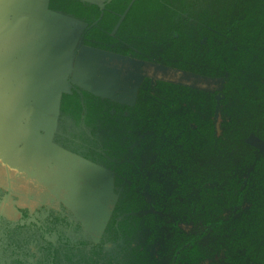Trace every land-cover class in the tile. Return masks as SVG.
<instances>
[{
	"label": "flooded vegetation",
	"instance_id": "obj_1",
	"mask_svg": "<svg viewBox=\"0 0 264 264\" xmlns=\"http://www.w3.org/2000/svg\"><path fill=\"white\" fill-rule=\"evenodd\" d=\"M97 1L82 2L96 5L101 13L92 25L82 22V39L100 21L110 0ZM136 1L131 0L125 12L117 14L114 34ZM147 1L136 4V16L123 27L145 26L150 28L146 34L128 36L121 28L114 37V48L119 52L104 51L123 59L121 65L110 69L115 74L121 72L117 75L120 83H115L118 94L109 97L72 84L69 88V95L74 91L83 99L78 115L73 95L68 108L73 115L66 118L68 125L83 129L94 139L85 119H123L116 123L114 134L121 135L126 129L124 134L132 139L123 151L102 141L85 157L62 149L83 159L88 174L91 167H97L99 174L111 176L108 185H94L96 193L104 189L110 192L111 206L102 233L96 241L87 231L89 223H81L77 217L81 211L76 202L93 195L83 196L79 188L85 176L82 170L66 169L71 174L80 172L72 185L66 182L71 187L64 192L75 191L76 198L69 195L64 202L63 197L56 200L51 195L47 204L37 203V188L46 185L40 174L43 169L46 173L56 170L55 161H43L37 149L32 152L26 143L19 142L10 151L6 141H0V264H264V231H260V225H264V195L256 188L264 184V141L250 132L248 118H240L246 124L240 123L236 114L238 108H261L264 104V36L259 30L264 24V0H253L259 1L255 5L250 1L258 10L255 14L237 5L228 14L227 9H219L220 0H213L215 10L207 18L201 13L202 6L190 14L180 0H158L156 5L150 1L145 4ZM5 6L21 9L19 5ZM19 13L6 16V60L26 56L25 20L20 21ZM154 27L167 34L154 35ZM224 51L237 61L229 65V70H220L216 62ZM125 63L140 72L134 77L136 81H123L129 75ZM22 68L12 72L4 68L5 78L17 89L18 74L26 75ZM98 79L105 83L102 77ZM92 106L98 110L94 115ZM201 109L206 113L198 118L195 115ZM3 118V122L17 120ZM72 119L81 121L77 126ZM31 132H24L23 137L37 135ZM107 135L97 134L100 138ZM65 136L70 138L68 132ZM234 137L243 139L256 157H262L259 180L245 149L241 159H234ZM208 155L224 158L211 164L206 160ZM26 156L28 160L20 164ZM54 183L50 187L54 188ZM129 194L133 200L127 198ZM102 195L101 200L106 201ZM125 201L133 203L132 207ZM87 212L89 217V209L81 213ZM241 225L243 234L239 232Z\"/></svg>",
	"mask_w": 264,
	"mask_h": 264
},
{
	"label": "water",
	"instance_id": "obj_2",
	"mask_svg": "<svg viewBox=\"0 0 264 264\" xmlns=\"http://www.w3.org/2000/svg\"><path fill=\"white\" fill-rule=\"evenodd\" d=\"M79 1H88L89 3H94V0ZM48 4L49 0H0V117H2V119H4L3 117L17 119L15 121L5 120L4 122L2 121L0 123L2 128L5 129L4 131V129L0 128V141H6V147L10 151L17 147V145L12 147V141L14 138L20 139L24 143L26 138L29 139L27 135L23 137L24 132L29 130L32 131V129L28 128V124H30L29 119H37L40 117L43 114L42 110L48 108L49 100H51L52 92L48 88V84L49 81L52 80L50 74L47 75V70L43 69L42 63H45L46 66H49L50 63V67L58 65L57 67L59 71V69L64 65L62 64L61 60H58L57 57H60L62 53H67V59L70 60V64H67L68 74L66 75V85H64V88L66 87V89H64L65 92L62 90V93L69 94V88L71 84L84 89L80 83L78 84L73 80V75L76 73L74 69L76 68L79 70L84 66L79 64V62L82 63L83 60L77 62L78 59L76 55H78L77 52L79 49L81 48L86 51L92 50L94 52L100 51L98 49H92L83 45L82 37L84 34L85 25L81 21L49 10ZM5 5L8 7L9 5H19L21 9L14 11L16 8L9 7L7 9ZM100 8H103L102 4L100 5ZM18 12H20V21L23 23V20H25L24 24L27 44V50L25 53L26 56L25 58H21V60H6L4 56L7 53V48L9 45L8 38L6 37V16L9 13ZM68 27H72L74 32L69 34L67 32ZM65 32L71 36V41H63V37H67ZM73 43L76 44V48ZM61 48L63 51H60ZM89 56L94 57V59L96 58V55L93 54H89ZM35 59L37 60V64ZM89 59L90 58L87 60ZM75 60L77 63H75ZM87 60H85L84 64L87 63ZM42 61H49V63ZM64 63L67 62L64 61ZM22 66L24 67V70L22 68V73H26V75L23 76L22 74V77L20 73L18 74L16 80L17 84L20 86L18 87V90L17 87L12 85V81H9L5 78L4 68H11L10 72H12L17 71L18 68L21 70ZM43 76H45L46 80H42ZM61 94H59L58 98L57 119L55 120V124L53 125V129L48 138L49 144L51 146H55L57 149L61 148L55 145L52 139L59 117V102L62 96ZM19 119H27L28 122L22 121L25 123L22 124ZM32 132L35 133V131ZM15 133H18L20 137H16L14 135ZM11 136H14L13 139H11ZM31 140H33L34 145L36 140ZM38 140H42V138ZM62 152L72 156L64 150H62ZM89 170L92 172L93 169Z\"/></svg>",
	"mask_w": 264,
	"mask_h": 264
},
{
	"label": "trees",
	"instance_id": "obj_3",
	"mask_svg": "<svg viewBox=\"0 0 264 264\" xmlns=\"http://www.w3.org/2000/svg\"><path fill=\"white\" fill-rule=\"evenodd\" d=\"M104 1L107 2L109 0H104ZM149 1L151 5L159 4L158 0H148L145 4H147ZM250 1H252L254 5L255 3L259 2V1H253V0H220L218 1V3L220 4L219 9L220 10L223 8L227 9L228 11H225V12H228V14H230L233 11L232 9L233 5H237V7H242L245 9L246 12L255 14L256 12H258V10L251 4ZM130 2L131 0H110L105 6V10L102 13L103 15L100 21L97 23L96 26L91 27L89 30V33L85 35L84 39H82L83 45L87 47L89 46V47H92L98 50L117 53L119 51L114 48V37L118 36L117 34L119 33L121 28L122 30H126V34L128 36L134 35L137 32L140 35H145L146 29H150V28H147L145 26L144 27L138 26V28L135 29L134 27L132 28L130 25H128L127 28H123L127 26L126 22L130 17L136 16V13H135L136 10L134 9V7L136 6V4H139L141 0H138L133 3L128 13H125L124 15V19H126L125 22H123L121 26H119L117 33L114 34L113 32L115 31V27L117 26L119 22V16L117 14L122 15L125 12ZM180 2L184 3L185 12L190 13V14H193L194 10L197 11L196 8H198L199 6H202L201 13L205 15L206 18H207V15H210V13H212V9H214V6H212L214 4L213 0H183V1L180 0ZM157 6H161V5H157ZM48 8L51 11L61 13L63 15L79 20L81 22H86L89 25H92V23L95 20L99 19L101 15L96 5L85 4V3L79 2L78 0H49ZM216 11H218V8H216ZM151 12H153L154 14L158 13L155 10L153 11L151 10ZM243 13L244 12H242V14ZM234 18L236 21L239 20L238 15H235ZM152 19L154 18L152 17ZM234 26H237V25L235 24ZM253 27H256V26L254 25ZM253 27H249V29L252 30ZM154 29H155L153 33L154 35L156 34L166 35L167 34V32H162V30L159 28L154 27ZM259 30H261L262 36H264V24L261 25V28H259ZM152 32L153 30L150 31L147 35H151ZM86 40H89V41H86ZM220 56L221 57L219 58V60L218 58L216 60V62L218 63V68L220 70L221 69L229 70L230 69L229 65H235L237 62L236 60H231V57H228V54L226 51L222 52ZM241 60L242 59L239 58L238 62H241ZM73 95L75 96V103H76V106H74V110H76V113L78 115L82 113V110H81L82 106L80 105V103L83 98H81L74 91L72 92V96L69 94H62L61 99H60L61 100L60 105H59V117L57 121L56 130L53 134V139H52L55 145H57L61 149L77 153V155L81 157H85L87 156L88 153L94 152L93 150L98 148L97 144L102 143V141L108 142L110 146L113 145V147L118 145L122 151H123V148H127V147L129 148L130 144L132 143V139H130L129 136L124 134L126 129H123V133L121 135L120 134L117 135V133L114 134V129H117L116 123L121 122V120L123 119H85L84 124L90 128L89 134L94 136V139H91L87 135L88 133H86L83 129L76 128L72 125H68L67 124L68 119L66 118L67 117L70 118L71 115H73V113L68 112V108L71 105V101L73 100ZM245 109L243 108L236 109L237 111L236 114L239 117L238 120L240 121V123L246 124V121L240 118L242 117L248 118L246 120H248L249 125L251 127L250 132H254L257 137H259L260 139L264 141V104L262 105L261 108L251 107V108H248V109L245 108ZM90 112L93 113L94 115L98 112V110L94 106H92L90 109ZM72 121L78 126L79 121H81V119H72ZM70 131L72 132V135L71 133H69ZM67 132L70 138L65 136L67 135ZM101 132L102 133L106 132L108 135L105 137L102 136L100 138L97 136V134ZM232 142L235 143L233 147L234 148V159L235 160L237 158L241 159L242 150L245 149L249 156V164L253 166L254 175L256 179L259 180L260 178H259L258 166L261 165V163L263 162L262 157L261 156L256 157V155L254 154V150L251 148V146H248L244 142V140L241 139L240 137H234ZM206 158H207L206 160L208 163L214 164V163L222 162L224 157L222 155H218L213 158L208 155ZM89 160L97 163V161L94 159L89 158ZM238 161H236L235 163L238 164ZM235 186H236V189H238V186L237 185ZM259 186L262 188L260 191H259ZM256 188H257V193L259 192V194L264 195V184L262 183L257 184ZM132 197H133L132 194H129L127 196L128 199L133 200ZM135 199H136V196H135ZM126 203L130 207H132L133 205V203L131 204L130 202H126ZM122 204H123V201H122ZM260 218L261 217L259 216L258 219ZM260 227H261L260 231H264V225H260ZM239 228H240L239 229L240 233L244 232L243 231L244 227L242 225ZM239 240H241L240 237H239Z\"/></svg>",
	"mask_w": 264,
	"mask_h": 264
},
{
	"label": "rangeland",
	"instance_id": "obj_4",
	"mask_svg": "<svg viewBox=\"0 0 264 264\" xmlns=\"http://www.w3.org/2000/svg\"><path fill=\"white\" fill-rule=\"evenodd\" d=\"M94 3H97V0H94ZM67 32L70 34L71 32H74V30L72 27H68ZM65 34L67 37H63L64 39L63 41L65 40L67 42L71 41L72 39L71 36L68 35L66 32ZM73 44L75 45V48H76L77 47L76 44L75 43ZM60 51H63V49L61 48ZM77 54H78L76 55L78 59L77 62H79L80 60H83V62L82 63L79 62V64L84 65V66L83 68L79 70H77L76 68L74 69L76 72L73 75L74 82L76 81V83L78 84L80 83L81 86H83L84 88H89L90 90H93V92L94 90H98L100 94H104L109 97L113 95H117L118 91L116 90L115 83L116 82L120 83L118 77L120 76L121 72L115 74L114 71H111L110 69L112 68L115 69V67H118L119 65H121V62L123 63V59L115 55L106 53L104 51H98V52H94L92 50L86 51L81 48L79 49ZM89 54L96 55V58L94 59V57L89 56ZM67 57H68L67 53H62L60 57H57L58 60L59 61L61 60L62 64L64 65L62 66L63 68L61 67L59 69V71L57 67L58 65H55L54 67H50L49 61H42V62L49 63V66L48 65L46 66L45 63H42V66L44 70H47V75L50 74L51 76L52 81H49V84H48V88L52 92L51 100H49L48 108L42 110L43 114L40 117H38L37 119H30V124H28L29 126L28 125L27 126L28 128L32 129V131L37 132V135H35L34 137H31L30 139L26 138L25 143L28 149H30L31 147L33 148L32 152H36L35 149H37V156L38 155L42 156V159L44 157L43 161L49 160L51 162L52 160L51 163L55 161L54 163L56 164V170L49 171V173L48 172L46 173L43 169L42 176L39 173L40 177H42V180L48 186L44 185L40 188H37V201H38L37 203L47 204L48 199L51 198L50 197L51 195H53L55 197L54 199L56 200H60V198L63 197L64 202L68 201L67 197H70L69 195H74L73 198H70V199L76 198V195H78V193L75 194V191H73V193H64V192L67 191V188L71 187L72 181L74 182L75 180L79 178V176H81L80 172L73 171V173L71 174V171L68 170L69 171L68 172L66 169L67 167H71V169L72 168H75L77 170L80 169L84 172L85 176L83 179L80 180V182L82 183H81V187L79 188L82 189L83 196H85L88 193H93V195L90 199H85L83 201L80 200L81 201L80 203L76 202L75 206L78 207L79 209L76 207L75 208L80 210L81 212L82 211L86 212L87 209H89L90 214L88 217L89 212H87V215L82 214L80 212V214H78L79 216L77 215L76 216L81 221V223H86V224L89 223V226H88L89 229L87 231L94 234V239L97 241L99 238V235L102 233L104 222L110 211L111 204L108 203V195H110V192L104 189L101 193H98V192L96 193L94 192V189H95L94 185L98 184L99 186H101L103 183H104L103 185H105V183H107L108 185L110 183L111 176L109 173H106V172L99 174V170L97 169V167H91L93 169L91 172L92 174L91 173L88 174L87 169L82 166L84 164L83 159H80L78 157H73V156L67 155L66 153H63L61 149H57L55 146H51L49 144V139H48L49 134L51 133L53 129V125L55 124V120L57 119V115H58L57 106H58L59 94H61L64 91V89H66V87L64 88V85H66L65 84L66 77H67L66 75L68 74L67 64L68 65L70 64V60L67 59ZM86 58L87 59L90 58L89 59L90 61L87 60ZM63 59L67 63H64ZM85 60H87L86 64H84ZM77 62L75 60V63ZM110 64L113 66H111ZM103 68H104V71H103ZM146 68L147 67H144V69ZM124 70L128 72L129 75H125V77L123 78V81H128V79L136 81L135 78L138 76V73L140 72H138V70L136 71L133 64L131 66L128 63H125ZM101 73L105 75L101 76L100 75ZM98 76L102 77L103 81L105 82L103 83V85L102 83H99ZM44 79H45V76H43L42 80ZM120 91L123 94L124 90L121 89ZM205 113H206V110L201 109L195 116L198 118L199 117L201 118L205 115ZM2 120L3 119H0V121ZM19 120L21 122L22 121L28 122L27 119H19ZM24 122H22V124H25ZM11 137H12L11 139H13L14 136H11ZM33 138L36 140V145H33V140H31ZM40 138H42V140H38ZM19 142H23V141L20 139L14 138L12 141V145H13L12 147L19 144ZM26 160H28L27 156L25 157V159H23V161H20L19 163L20 164L22 163V165H24ZM43 161L42 163H45ZM22 165H19V166H22ZM91 176L92 178H90ZM40 177L38 176L37 178H40ZM85 177H87L88 180ZM52 181H55L54 184H56L54 188L50 187V185L52 184ZM61 181L65 183L63 184ZM66 182L70 183L71 185H68ZM50 190H53L54 193L50 194L49 192ZM102 194H105L106 201L101 200V197H103ZM39 195L42 197H40ZM67 205L69 207L70 205L73 206V204H70V203ZM101 211H105L106 214L104 216H101L100 214Z\"/></svg>",
	"mask_w": 264,
	"mask_h": 264
},
{
	"label": "crops",
	"instance_id": "obj_5",
	"mask_svg": "<svg viewBox=\"0 0 264 264\" xmlns=\"http://www.w3.org/2000/svg\"><path fill=\"white\" fill-rule=\"evenodd\" d=\"M98 2V1H97Z\"/></svg>",
	"mask_w": 264,
	"mask_h": 264
}]
</instances>
